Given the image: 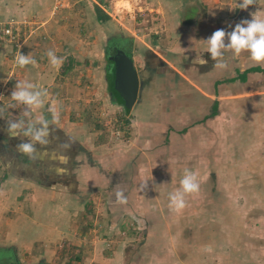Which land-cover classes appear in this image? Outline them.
<instances>
[{
	"label": "rangeland",
	"instance_id": "obj_1",
	"mask_svg": "<svg viewBox=\"0 0 264 264\" xmlns=\"http://www.w3.org/2000/svg\"><path fill=\"white\" fill-rule=\"evenodd\" d=\"M83 1L77 0L80 20L70 16L72 0H0V28L13 30L0 32V60H9L0 95L11 91L17 54L50 42L44 28L55 15L58 25L75 28L69 40L52 44L66 55L79 53V38L82 51L96 55L94 40L102 45L104 32L108 40L113 22L150 39L160 29L149 0H128L99 33ZM97 2L112 11L118 0ZM154 81L132 110L110 100L105 78L94 82L100 95L89 93L96 101L69 120L77 169L68 186L15 181L4 175L9 166L0 154V264H110L112 257L116 264H264V80L219 88L216 115H210L214 101L179 76ZM0 105L2 115L26 118L19 119V104L1 99ZM1 122L0 137L8 134L1 127L7 119ZM186 170L197 173L200 188L176 212L168 193Z\"/></svg>",
	"mask_w": 264,
	"mask_h": 264
},
{
	"label": "crops",
	"instance_id": "obj_2",
	"mask_svg": "<svg viewBox=\"0 0 264 264\" xmlns=\"http://www.w3.org/2000/svg\"><path fill=\"white\" fill-rule=\"evenodd\" d=\"M254 1L255 3L249 5L247 9H240L236 8L237 0H149L160 17L158 24L160 29L152 35L153 39H150L147 33L139 32V29L129 31L113 22L108 25L113 32L110 33L111 37L108 40H106L108 37H106V32L103 34L102 45V41L99 42L100 39L94 40L96 55L90 53L89 48L85 52L82 51L81 48L85 47L84 38H79L76 43L75 48H78L79 53L73 51V53L66 55L65 51L59 48L58 50L61 52H54L53 43L58 45L65 40L67 41L71 34H76V32L72 24H57L61 16L55 15V18L48 19L47 21L52 20L49 24L54 22L52 26H45L44 28L51 36L50 42H45L36 49L34 47L24 48V54H29L36 63L18 68L13 85L10 87V93L3 91L0 100L2 99L5 104L7 102L19 104L21 106L19 119L25 115V119H20V121L25 122V125L29 120H32L33 124L38 123L40 119L48 120L52 133L49 137V143L46 145H41L32 140L36 146L32 158L18 152L16 147L21 139L29 140L31 137H13L9 133L2 136L0 138L2 141L0 154L7 163V168L9 166L4 175L11 173V176L13 175L11 179L18 182H22V180L39 182L40 180L43 183H60L64 186L71 184V176L75 173L74 169H77V167L75 168L77 163L73 158L72 136L68 135L71 126L69 120L73 114L79 113L75 110H82L86 102L95 100L89 93L100 95V92L95 89L94 82L101 80L102 83H105L104 78L107 85L109 83L110 90H106V95L109 96L110 100L116 98L117 102L123 101L114 88V61L111 59V56L116 55L118 51H124L130 57L138 72L140 80L139 100L144 98L141 95L143 86L152 83V87L155 88V79H160L165 75H177L184 82L192 84L200 96L214 101L213 113L210 115H216L218 109L217 90L219 88L220 90L224 88L236 90L242 83L255 78L264 80V70L247 72L252 67L264 69V64L252 60L246 51L239 55H233L231 50L226 51L224 57L219 58L217 63L211 58L210 53L205 52L206 41L203 39L208 38L217 29L223 28L226 31H231L236 23L245 19L251 20L254 12L257 15H264V0ZM88 3L92 11L85 18L87 21L88 19L96 21L93 26L97 27L99 33L105 29L104 25L101 24L117 19L114 15L119 9L116 7L117 5L112 6V12L97 0L83 1V4ZM79 4H77V0H72V5L75 7H73L70 15L78 19L81 17L79 15H82L77 7ZM76 9L78 11L74 12ZM81 24L86 25L87 23L81 22ZM84 29L90 32L91 26L88 25ZM61 37H65V39L61 41ZM98 44L102 46L101 51H99ZM49 50L63 58L58 68L49 63L47 56ZM196 53L204 55L208 62L204 65L195 64L193 60ZM4 63L8 68L9 60H0V79L5 73ZM18 81L31 82L36 85V91L42 92L43 105L41 108L33 110L30 115L25 114L27 106L18 103L11 97ZM91 84L94 85L91 86ZM150 91L154 92L153 89ZM152 92L148 95L153 94ZM158 95L163 100L165 99V96H162L160 92ZM46 101L49 102V105H45ZM134 107L135 104L132 109ZM62 112L65 114L61 119L59 114ZM53 114L56 116L55 121ZM5 119L7 121H9L8 119L16 120L14 117L4 116L0 112V122L1 120L5 121ZM2 123L0 124L2 125ZM1 127L5 132H8L7 128ZM14 138H17L16 144L11 143ZM109 260L110 264H116L115 257L109 258ZM112 261L115 263H111Z\"/></svg>",
	"mask_w": 264,
	"mask_h": 264
},
{
	"label": "clouds",
	"instance_id": "obj_3",
	"mask_svg": "<svg viewBox=\"0 0 264 264\" xmlns=\"http://www.w3.org/2000/svg\"><path fill=\"white\" fill-rule=\"evenodd\" d=\"M254 0H237V7L247 9ZM206 41V51L210 53L211 58L215 62H219V58L224 57L225 52L232 51L233 55H239L246 51L249 53L252 60L264 64V15L252 13L251 20H242L236 23L231 31L225 29L215 30ZM49 63L58 68L62 61V57H58L52 50L47 52ZM16 64L24 67L28 64H35L36 61L28 54L25 55L19 52L15 58ZM193 62L195 64L204 65L208 61L204 55L196 53ZM36 85L28 81H18L14 90L11 93L13 100L25 106V114L30 115L33 110L41 108L44 100L41 99L42 92L35 90ZM53 120H56L53 114ZM8 133L13 137H31V139H21L16 146L17 151L28 155L32 158L36 151L35 140L41 145L49 143V137L52 133V128L48 120L40 119L38 123L33 124L31 120L27 122L19 120H11L7 123ZM180 187L168 193L170 210L179 212L186 206V196L199 191L200 182L197 178V173L191 170H186L179 181ZM117 197L124 199L122 193L118 192Z\"/></svg>",
	"mask_w": 264,
	"mask_h": 264
},
{
	"label": "water",
	"instance_id": "obj_4",
	"mask_svg": "<svg viewBox=\"0 0 264 264\" xmlns=\"http://www.w3.org/2000/svg\"><path fill=\"white\" fill-rule=\"evenodd\" d=\"M111 59L114 61V88L126 107L131 109L138 99L140 88L138 72L124 51H118Z\"/></svg>",
	"mask_w": 264,
	"mask_h": 264
},
{
	"label": "built area",
	"instance_id": "obj_5",
	"mask_svg": "<svg viewBox=\"0 0 264 264\" xmlns=\"http://www.w3.org/2000/svg\"><path fill=\"white\" fill-rule=\"evenodd\" d=\"M0 32L3 34V36H12L13 35V30L8 27V28H0Z\"/></svg>",
	"mask_w": 264,
	"mask_h": 264
},
{
	"label": "bare ground",
	"instance_id": "obj_6",
	"mask_svg": "<svg viewBox=\"0 0 264 264\" xmlns=\"http://www.w3.org/2000/svg\"><path fill=\"white\" fill-rule=\"evenodd\" d=\"M117 6L118 8H128L130 4L128 0H118Z\"/></svg>",
	"mask_w": 264,
	"mask_h": 264
},
{
	"label": "trees",
	"instance_id": "obj_7",
	"mask_svg": "<svg viewBox=\"0 0 264 264\" xmlns=\"http://www.w3.org/2000/svg\"><path fill=\"white\" fill-rule=\"evenodd\" d=\"M251 70H253V71H262V70H264L263 68H261V67H252V68H249L248 70H247V72L248 71H251ZM1 138V137H0Z\"/></svg>",
	"mask_w": 264,
	"mask_h": 264
}]
</instances>
